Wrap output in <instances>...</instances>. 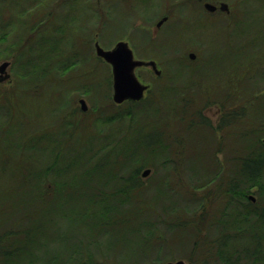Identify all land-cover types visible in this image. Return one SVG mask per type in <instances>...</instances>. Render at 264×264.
Listing matches in <instances>:
<instances>
[{
  "label": "trees",
  "instance_id": "16d2710c",
  "mask_svg": "<svg viewBox=\"0 0 264 264\" xmlns=\"http://www.w3.org/2000/svg\"><path fill=\"white\" fill-rule=\"evenodd\" d=\"M23 1L25 4L19 3ZM46 1L52 0H31L29 5H26V0H0L2 5L0 7V27L2 26L0 28V58H10L15 54L14 63H20L15 75L17 78L15 91L19 88L17 85L22 84L21 81L26 83L28 91L37 86L45 91L51 88V85H55L54 82H48V79L57 77L58 74L65 77L64 72L69 71H71L69 75L76 71L75 76L72 74L73 78L87 77L85 73H77L80 70L76 68L86 61V53L92 51L91 48L88 51L85 50L86 45L83 44V39L78 40L76 37V43L71 44V51H66L64 43L68 42V37L59 40L53 31L44 32L39 27L40 9ZM89 1L95 8L97 7L96 0ZM241 1L243 2L237 1L239 3L237 8L230 11L231 19L235 15L242 18L243 14L250 16L252 10L250 8V11L246 10L248 9L245 7L246 0ZM141 2V0H118V2L107 0L103 4V7L109 5L105 9H107L106 14L109 15L110 23L119 19V12L122 9L125 10L121 8L123 6L128 7L125 12L130 17L128 22L131 25H128L126 29L122 27L111 45L115 40L120 39L129 40L134 47L137 46V42L150 43L149 37L138 32L144 27L132 28V22L135 21L133 16L136 15V18L141 19L146 25L151 24L159 17L162 4L154 5L152 1L150 4H141ZM119 4L122 6L119 7ZM78 5L81 6V3L78 2ZM5 9L12 13L9 20L3 17ZM14 11L17 12L18 17H15ZM123 16L122 13V18ZM94 19L97 24V15H94ZM233 24L237 25L238 21H233ZM134 28L136 32L132 33ZM95 29L96 32L100 31ZM243 34L246 33L243 32ZM8 35L7 44L2 43ZM228 39L230 40L229 35ZM60 41H62V48H60ZM248 44L236 46L233 44L232 50L239 48L238 52L242 49L246 51ZM148 47L150 48L149 45ZM207 49L208 46L206 51ZM254 50L257 51L256 48ZM216 51L208 52V55H215L213 59L218 61V58L221 64L226 61L223 64V70H228L234 63L232 62L234 59L223 55L222 58L220 51ZM60 52L64 59L62 68L55 64L58 58L57 53ZM135 52L142 58H154L144 56L138 47H135ZM93 57L96 60L94 73V70L98 68L97 65L104 62L96 55ZM171 57L174 61V57ZM260 60L257 57L255 61L249 62L247 73L242 75L236 84H232V81L234 83V78L239 76L225 71L231 79V84L221 92L225 94L226 100L220 102L224 110L217 126L205 117L203 109H199L201 106L198 105L197 100H190L191 102L185 101L184 98L180 101L171 100V113L175 118L179 117L185 121L182 129L188 133L189 142L184 133L179 134L184 135L181 140L171 138L175 135L172 131L156 128L150 121L142 123L140 130L138 114L129 109L126 115L129 120L125 126L124 137L119 135V130L102 129L98 132L100 136H105L107 139L109 135L114 134L119 136V140L113 141L114 138H109L107 143L91 151L90 155L85 153L87 151H77L68 156L66 154L69 152L62 143L68 137L62 139L56 135L57 140L54 146L57 145V151L44 147L45 152L52 151L46 156L43 145L51 142V133L34 130L36 128L27 125L25 119L17 120L14 116V105L11 102L5 105L8 113L10 115L13 113V117L9 120L10 125L5 124L0 118V159H2L0 166L3 170L7 166H12L14 169L13 176L16 177L9 183L12 185V193L19 198L22 197L20 200L26 203L38 202L40 207L38 212L24 216L25 225L17 224L22 219L9 227L2 228V222L0 223V264H98L97 261L100 259L93 257L90 252H83L85 247L91 248V246L95 249H100L102 246L104 248L102 252L105 254H101L105 257L109 252L116 253L117 250L122 255H135L136 260L132 261L135 263L130 264H165L171 262L175 251L182 248L186 254L180 258L186 259L189 264H264V88L261 85L264 74L260 75V69L257 71L252 67L258 65ZM214 62L210 60L206 63L211 65ZM237 62L241 65V61L236 59L235 63ZM192 77H186L183 80L191 78L187 84L198 83L200 87L205 85L199 78ZM44 79L49 84L39 86V80ZM171 79L178 81L179 76L171 77ZM111 83L109 82L110 86ZM90 87H92L90 84L84 85L74 88L75 91L70 87L68 92L70 90L72 92L66 94L65 86H62L50 99L65 102L66 95L74 96L75 92L81 93L82 89L86 92V89ZM111 89L112 86L106 96H111ZM36 90L34 92L38 93ZM186 90L187 88L183 86L176 93L180 91L178 95L183 96ZM170 93L166 90L162 92L165 98ZM191 94L197 93L191 92ZM232 94H236L238 98L234 99ZM197 95L203 96L200 92ZM57 96L62 97L59 99ZM108 102L113 106L110 99ZM227 102L231 103L230 105H236L235 108H227ZM130 104L139 103L130 102ZM124 118V113L119 112L115 117L108 118L101 114L96 119L103 120L107 125ZM25 125L27 134L23 138L16 131ZM145 126L146 128L151 126L153 132L149 134L143 131ZM168 127L167 125L166 128ZM196 131L203 133L197 135ZM210 131L214 136L209 133ZM216 131L223 133L221 138L219 137V142ZM45 134H47V141L43 144L41 136ZM197 137L201 143L205 144L204 148H200V152L197 149ZM188 143L192 146H190L191 153L186 158L185 148ZM220 152L223 153L221 161L216 157ZM87 155L88 157L85 158ZM183 158L186 161L189 160L185 166L186 169L183 170L189 174L188 179L182 182L185 193L176 189V185L179 186V180L176 177L171 178L172 172L178 171L179 165H182ZM172 164L175 165V169L171 167ZM169 165L170 167H167ZM163 167L167 170V176L164 174L157 180L153 179L157 170ZM146 169H152L154 174L151 175L149 182L142 176V172ZM167 177L171 179L168 180ZM17 180L21 181L19 185L17 184L18 186H15ZM172 180H174L173 183ZM47 181H49L48 188L45 187ZM41 182L46 183L45 186ZM198 193H200L199 196ZM250 196H253L255 200H252ZM79 198H83L82 208H79L81 211L74 209L76 219H72L67 207L71 200H74L77 206L76 202ZM56 199L59 201L60 209L65 207V210L61 209V212L58 208L60 212L58 216L69 221L72 219V221L81 222L83 229L76 232L65 231L66 233L62 236L53 235L48 231V225L59 226V220L52 215H45L43 218L42 214L47 208L49 210L52 207L55 208L51 204ZM39 215L42 221H39ZM192 225L197 226L196 229L193 230ZM209 227L214 228L212 238L203 237L202 230H209ZM163 229L170 234V237H174L159 244L160 240L157 242V238L163 233ZM84 239L89 241L87 245L82 244ZM58 240L61 244L68 240L72 243L69 247L53 248ZM172 241L173 244H171ZM92 260L95 261L92 262Z\"/></svg>",
  "mask_w": 264,
  "mask_h": 264
},
{
  "label": "rangeland",
  "instance_id": "374dc122",
  "mask_svg": "<svg viewBox=\"0 0 264 264\" xmlns=\"http://www.w3.org/2000/svg\"><path fill=\"white\" fill-rule=\"evenodd\" d=\"M118 2V0H116ZM141 4H150L157 3L162 4L160 11H159V17L156 18L151 24H144L141 19H137L136 15L133 16V19L135 21L132 22V28L133 27H144L145 29H148V31L143 30L144 34H149L150 40H152V44L150 45V48H142L140 51L143 53L144 56H153L154 60L157 59L159 63H162L165 65V68L168 69L171 65L169 63L170 55L174 57V63H184L188 64L189 62H193L192 59L188 57L189 52H194L197 55V59L188 67H192L193 69H201L200 73L198 71L197 74H194L192 78H199L201 80V83H205L204 86H201L197 83V88H195L196 93L203 94L205 97L202 99V101L197 102L198 105L201 107L199 109H203L205 117L209 118L211 123L213 125H217L218 121L221 118V114L223 113V107L220 102L223 100H226L225 94L221 93L223 90L227 89L226 86L231 84V79H229V76H227L226 72H229L231 74H236L237 78H234V83L232 81V84H236V82L247 73V69L249 66V62H253L256 60V58H260V63L258 65L252 66L253 69H260L259 74H264V0H246V10L250 11L249 8L252 10L250 13V16L247 14H243L242 17H235L233 19L230 18V11L237 8V5L239 2H243L241 0H214L209 3H213L217 6L216 12H209L203 7V0H141ZM200 1V2H199ZM205 2V1H204ZM208 2V1H207ZM5 3V2H2ZM20 4H25V2H19ZM31 3V0H26V5H29ZM221 3L228 4L229 13H226L224 11H221L219 9V5ZM103 4H105L104 0H99V6L97 7L103 8ZM118 4V3H116ZM114 5V3H113ZM122 5L119 4V7ZM2 7V5H0ZM80 8L82 6H79ZM96 7V8H97ZM121 8H124L125 10L128 8L127 6H123ZM6 12L3 13V17L6 20H9L11 18V11L8 9H5ZM8 10V11H7ZM125 10L122 9L121 12H119V19L115 20L114 22L110 23V30L105 31L109 32V34L101 33L100 37L96 39L100 45L105 48L109 49L111 48L115 42L118 40H115L114 43L111 45L112 40L115 39L117 35H119V30H121L122 27L125 29L128 25H131L128 21L130 17L125 12ZM15 17H18L17 12H13ZM122 13L124 14L122 18ZM131 13H133V10H131ZM42 14V8L40 9V15ZM166 15L167 20L162 24V26L157 28L156 23L164 16ZM96 21V20H95ZM233 21H238L237 25L233 24ZM99 23V18H98ZM97 23V24H98ZM126 24V25H125ZM101 26V23L100 25ZM2 27V26H1ZM0 27V28H1ZM239 27V28H238ZM131 28V27H130ZM135 28L134 31L135 32ZM98 30V29H97ZM247 30V32H246ZM239 31V32H237ZM132 32V33H133ZM245 32L246 34H243ZM105 35V36H104ZM228 35L230 37V40L228 39ZM76 37L78 40H82L84 38L83 33L79 31H72L68 36V42L64 43V49L66 51H71V44L76 43ZM153 37L154 39H152ZM9 38V35L7 39L3 40L2 43L7 44V40ZM128 41V40H126ZM180 45V48L178 50V53L170 54L169 49H165L163 47L166 46H172L171 43ZM248 42H252L249 43ZM241 45V44H248V47H246V51L243 49L238 52L239 48L232 50V45ZM228 45V46H227ZM91 46L93 47V43H91ZM109 46V47H108ZM111 46V47H110ZM206 46H208V49L206 51ZM227 48L225 49V47ZM234 46V47H235ZM170 48V47H169ZM256 48L257 51L254 50ZM220 51L219 54H221V57L223 58L227 56L230 58H233L234 62L237 60L241 61L240 63H233L230 65L228 70H223V67L226 63L224 61L223 64L220 63L221 60L217 58L218 61H215L213 59L212 55H208V52H214V51ZM226 50L232 51L227 52ZM148 51L147 53H145ZM216 51V52H217ZM224 51V52H223ZM244 51V52H243ZM254 51L256 53H254ZM234 52V53H233ZM247 52V53H245ZM245 53V54H244ZM95 55L94 49L92 51H88L86 53V61L83 62L81 65H79L78 68L80 71L77 73L83 74L85 73L87 77L83 78H77L74 77L76 74V71L72 72V74L69 75L71 71L68 73L64 72L62 77L61 75L54 76L51 79H48V82L52 83L54 82L55 85H51V88H47L45 91H42L40 87L31 88V90H26V83L21 81L22 84L17 85L19 88L17 91H15L17 78H16V70L19 68L20 63H14L15 54L10 58H0V64L9 61L10 66L8 68V73L10 74V79L0 82V118L5 123L10 125L9 120L13 117L8 113L5 105L8 103H12L14 105V116L17 120L25 119L26 124L30 125L32 128H36L34 130H43L44 133H51V143H47L46 145H43V150L45 148H50L51 150L57 151V145L54 146V143H56L57 136L59 138H66L67 136L64 135L65 131H62L64 128L61 127V116L64 112V107L66 103L61 102L57 103L55 100H51L50 98H53L57 92L58 88L65 86L66 94L69 93L68 89L70 87L74 88H80L84 85L90 84V88L86 89V92H83L82 89L81 93L75 92L74 98L77 97H83L88 105V109H90V112L88 113V118L91 120L89 124L85 122L84 124L76 123L75 126H66V128H69L71 130H74V135L72 139L76 141V145L72 148L68 145H64L66 151L69 152L70 155L73 152L77 151H87L88 155L91 154V151H95L102 147L103 143H107V140H110L109 138H114L113 141L119 140V136H114V134L109 135V138L105 136H100L98 132H100L102 129H106L108 131H118L119 135L124 137L125 135V126L128 124V120L126 116L127 112L130 110L136 112L139 116V122H138V128L141 130L142 123H147L150 121L152 124L155 125V127L164 128L163 130L166 131H172L171 138H178L183 139L184 135L187 141L189 142L190 138L188 136V133H186V130L182 129V126L184 124V120H181V118L177 117L175 118L172 113V105H170L171 100L170 97H164L162 92L163 89L161 88V84H168L170 81H168L169 76H165L163 81L155 80V77H153L151 74H149L147 71L138 70L136 71L138 77L144 81V82H151L153 83V89L152 92H150L149 96H145V98L137 103V105H131L130 102H127L124 104L123 108L120 105H116L114 102H111L114 106H111L109 101V96H106V94L109 93L110 84L112 81V70L111 67H109L105 63H99L97 66L98 68L96 71L93 68L96 66V60L93 57ZM136 55V53H135ZM208 55V56H207ZM223 55V56H222ZM139 56V55H138ZM248 57V58H247ZM141 58V56H140ZM243 58V59H242ZM148 59H151L148 58ZM147 59V60H148ZM61 60H64L63 58ZM156 60V61H157ZM210 60H213V64H207L206 62H209ZM238 64V65H237ZM207 67V68H206ZM203 69V71H202ZM72 70V69H69ZM251 73H253V70H251ZM197 75V76H196ZM199 75V76H198ZM202 76V77H201ZM183 80V79H182ZM10 81V82H9ZM57 81V82H56ZM46 83L45 85L49 84ZM175 82V81H174ZM162 84V85H163ZM183 84V83H182ZM182 84H177V86H181ZM44 85V86H45ZM264 88V80L263 83ZM260 85V86H261ZM239 86V85H238ZM225 87V88H224ZM200 88L204 91L200 90ZM208 88V89H207ZM37 89L38 93H35L34 90ZM206 89V90H205ZM237 89V88H236ZM235 89V91H236ZM75 91V89H74ZM202 91V92H201ZM11 92L13 94H11ZM264 92V90H263ZM42 95H41V94ZM90 93V95H88ZM237 94V93H236ZM232 94L231 96L236 99L237 95ZM147 95V94H146ZM228 95V94H227ZM12 97V98H11ZM230 98V97H229ZM238 98V97H237ZM206 99H209V101L204 102ZM231 99V98H230ZM234 99H231L234 101ZM149 100V101H147ZM167 100V101H165ZM170 100V101H168ZM63 101V100H62ZM165 101V102H163ZM173 101V100H172ZM215 101H218V103H215ZM228 101V100H227ZM73 102V101H72ZM231 103L227 102V108H235L236 105H230ZM170 105V107H169ZM121 107V108H119ZM222 109H221V108ZM159 110V112H158ZM119 112L124 113L125 118L124 120H118L114 121L113 123H108L107 125L103 122V120L96 119L101 114H103L105 117H115L118 115ZM158 112V115H156ZM132 117V116H130ZM144 117V118H143ZM14 119V118H13ZM167 125L169 126L168 128ZM215 125V126H216ZM26 125L20 127V129L16 131V133L20 134L23 138L26 136L27 132L25 131ZM16 129V128H14ZM153 128H146L144 127L143 131L146 133H151ZM31 131V130H29ZM184 133V135H179ZM202 131H196L197 135H201ZM209 133L212 134L210 131ZM216 138L219 142V137L221 138V134L223 133L216 131ZM213 135V134H212ZM17 136V135H16ZM214 136V135H213ZM198 138V137H197ZM31 140V139H30ZM102 140V141H101ZM212 140V138H211ZM86 141L87 144L85 143ZM84 142V143H83ZM141 143V142H140ZM138 143L140 149H142V146ZM197 149L200 152L201 147H205L204 143H201V140L198 138L196 140ZM191 143H188V145L185 148L186 158L191 153L190 149ZM45 147V148H44ZM94 147V148H93ZM93 148V149H91ZM91 149V150H90ZM51 150H44V153L46 156L50 154ZM139 150V149H138ZM143 150V149H142ZM85 155V154H84ZM85 156L86 157H88ZM185 156V154L183 155ZM219 161L223 159V153H218L216 155ZM50 159L49 157H47ZM0 159V163H1ZM182 160V165H179L178 171H173V177L172 179H175L176 177L179 180V186L176 185V189L182 193H185L183 183L184 180L188 179V173L186 171L183 172V170L186 169V165L188 164L189 160L186 161L185 158ZM44 161H46V158H44ZM47 163V162H45ZM3 164V163H2ZM199 166V165H198ZM167 167H170L167 166ZM172 168L175 169V165H171ZM150 174H148L145 178L146 181L150 180L151 175L153 174L152 169H150ZM201 170V168H200ZM14 169L12 166H7L5 170H3L0 166V223L2 222V228L3 227H9L11 225H15L16 222L20 219H22L20 222H18V225H25L26 221L24 220V216L26 214H32L35 211L38 212L40 207V203L38 202H32L31 204L26 203L24 201H21L22 197H18L17 195L13 194L11 191L12 185L9 184L11 181L16 177L13 176ZM144 172V171H143ZM142 172V174H143ZM167 170L165 167L159 168L156 172V174L153 176V179H158L159 177L163 176L164 174L167 176ZM184 173V176L182 174ZM187 174V175H186ZM20 175V174H19ZM191 176V175H190ZM155 177V178H154ZM20 178V176H19ZM169 178V179H171ZM53 179V178H52ZM168 179V177H167ZM168 179V180H169ZM182 179V180H181ZM48 180V179H47ZM21 180H17L16 185L18 186ZM149 182V181H148ZM174 180H172V183ZM42 183V182H41ZM47 183V184H46ZM45 184L42 183L46 188L49 186V181H47ZM18 184V185H17ZM40 189V187H39ZM41 189L43 187L41 186ZM200 193H198L199 196ZM83 198H79L77 203V206H75V201L71 200L70 205H68V209L71 212L72 219H76V215L74 214V209L76 211H81L79 208L81 207ZM18 205V206H17ZM55 208L53 207L49 210H44L42 217L45 218V215H52L54 218H57L59 220V226L56 224L53 226L48 225V231L52 233L53 235L60 234L62 236L63 233H66L65 231L74 230V232L83 229L81 222L75 221H69L65 218L59 217V213L61 212V209L65 210V207L61 208L59 207V201L56 199L53 204ZM57 208V210H55ZM58 208L60 209V212L58 211ZM41 215H39V221H42ZM182 218H186V216H182ZM189 221V220H188ZM59 227V229H58ZM197 226H193V230L196 229ZM213 227H209V230H202V236H207L208 238H212L213 235ZM162 234H159V239L157 238V242L160 240L159 244L165 243L169 240H171L174 236L170 237V234L163 229ZM105 241V240H104ZM88 240H83L84 245L88 244ZM70 240H68L65 243L58 242L54 244L53 248H62V246L69 247ZM169 243V242H168ZM174 242L172 241L171 244ZM79 244V243H78ZM104 244V243H101ZM158 244V243H157ZM176 246V245H175ZM56 250V249H55ZM62 250V249H61ZM88 250V251H87ZM167 250V249H166ZM169 250V249H168ZM104 251V248L95 249L94 246H91V248L85 247L83 252L87 253L90 252L93 257L96 259H100L97 261L98 264H130L132 261L136 260L135 255H122L120 254L119 250L111 251L107 254L106 257L103 256L101 253ZM173 252V250H172ZM185 251L182 248V250L175 251L174 258L171 262H177L179 260H183L186 263V259L180 258V256L185 255ZM66 255V253L64 254ZM85 256V254L83 255ZM150 260V259H149ZM95 260H92L94 262ZM169 261V260H168ZM135 263V262H132ZM189 264V263H188Z\"/></svg>",
  "mask_w": 264,
  "mask_h": 264
},
{
  "label": "flooded vegetation",
  "instance_id": "af4514ba",
  "mask_svg": "<svg viewBox=\"0 0 264 264\" xmlns=\"http://www.w3.org/2000/svg\"><path fill=\"white\" fill-rule=\"evenodd\" d=\"M75 2L71 1H67V0H52V1H46L44 2V4L42 5V14L40 15V26L41 29L46 32V31H53L54 35L56 38H58L59 40L61 39H65V37H68L69 34L74 30V31H79L81 33H83V44L86 45V47L84 46L85 50L88 51L89 48L94 49L95 51V42L97 41L96 39H98L101 35V33H105V34H109V32H105V31H109L110 30V20H109V15L106 14L107 9H105V7H108L107 5H104L103 8H95V6L93 5V3H89V0H74ZM78 2L81 3V8L78 5ZM97 5L99 6V0H96ZM107 2V0L105 1V3ZM200 2V1H199ZM203 3V7L204 4L206 2H202ZM213 4V3H212ZM217 11V10H216ZM215 11V12H216ZM109 12V11H108ZM214 13V12H213ZM94 15L99 18V23L95 24V19H94ZM166 17V15H164L162 18ZM161 18V19H162ZM160 19V20H161ZM159 20V21H160ZM159 21L156 23L157 28L160 29V27L162 26H158ZM101 23V26H99ZM100 29L99 32H96V29ZM140 28V27H138ZM144 32L148 31V29L143 28ZM143 30L139 29V33L141 35H143ZM134 30H132L131 32H133ZM136 32V30H135ZM105 36V35H104ZM143 36L148 37L149 34H144ZM152 39H154L153 37H151ZM120 40H127V39H120ZM118 40V41H120ZM117 41V42H118ZM115 42V44L117 43ZM131 48L134 50L135 52V47H138V49H142L145 47H148V45L150 46L152 44V40L150 41L149 44H146L144 41L141 42H137V46H133L132 43L128 40ZM91 43H93V47L91 46ZM115 44L109 48L112 49ZM60 48H62V41H60ZM172 46H166L164 47L163 50L165 49H169V53L170 54H175L178 53V50L180 48V45L174 44L173 42L171 43ZM170 47V48H169ZM193 53L196 55V53L194 52H189L188 57L190 58V54ZM136 58L138 59H143V60H147L148 58H140V56L137 55L136 53ZM57 57L55 64L59 67L62 68V53H57ZM170 62L171 65L168 66L169 68L166 69L165 65L162 63H159L157 59H148V60H154L156 61L159 70L161 71V74H155L151 68L149 67H141L138 68L136 71L138 72V70H142V71H147L149 74H151L153 77H155V80L158 81H163L164 80V76H169L168 77V81H170V83L168 84H161V88L163 90H166L168 92H171L170 95H168V97H170V100H176V101H180V99H185V101L187 102H191L190 100H197L198 102L202 101V99H204V95H193L191 94V92H196L195 88H197V84L195 85H191L190 83L187 84L191 78L186 79V81L182 80L186 77H191V76H195L194 74H197L198 71L200 72L201 69H193L192 67H188L190 66L196 59H197V55L195 57V59H193V62H189L188 64H184V63H174L173 62V58L170 55ZM191 59V58H190ZM58 61V62H57ZM105 63V62H104ZM107 64V63H105ZM55 65V66H56ZM109 67H111L109 64H107ZM198 70V71H197ZM175 76H179L178 81H176L175 79H171L174 78ZM197 76V75H196ZM140 79V78H139ZM140 81H142L140 79ZM175 81V82H174ZM184 81V82H183ZM10 82V81H9ZM38 82V81H37ZM144 84L150 85V89L146 92V96L148 97L150 92H152L153 89V83L149 82H144L142 81ZM47 83V80H39V86H44ZM182 84L181 86H177V84ZM112 84V83H111ZM112 86V85H111ZM185 86L187 88L186 90V94L181 96L180 94L178 95L177 90H179L181 87ZM193 87V88H192ZM38 92V90H36ZM69 92H72V90H70ZM112 95H113V89H111V96L109 97L111 102H113L112 100ZM59 99H61L62 96H57ZM67 98L64 101L62 100H55V102L57 103H61L64 102L66 103L65 107H64V112L63 115L61 116V127L64 128L62 131H65L64 135L68 137V139L63 140L62 143L63 145H68L69 148L70 147H74L76 144V141H74L72 139L73 135H74V130H71L69 128H66V126H75L76 123L79 124H84L85 122H87L89 124V122L91 121L88 118V113L90 112V109H88L87 111H83L82 110V105L80 104V100L84 99L83 97H77L75 99L73 95H66ZM69 98V100H68ZM85 100V99H84ZM73 101V102H72ZM86 101V100H85ZM209 101V99H206L204 102ZM127 102H133V101H126L123 104H121L120 106L123 108L124 104ZM87 103V102H86ZM114 106V105H113ZM119 107V108H121ZM222 116V114H221ZM221 120V118H220ZM219 120V121H220ZM218 121V122H219ZM216 125V123H215ZM217 126V125H216ZM47 134L41 136V142L43 144H45V142L47 141L46 138ZM88 141H86L85 143L87 144ZM84 143V142H83ZM60 144V143H59Z\"/></svg>",
  "mask_w": 264,
  "mask_h": 264
},
{
  "label": "water",
  "instance_id": "95a60500",
  "mask_svg": "<svg viewBox=\"0 0 264 264\" xmlns=\"http://www.w3.org/2000/svg\"><path fill=\"white\" fill-rule=\"evenodd\" d=\"M204 8L209 12H215L218 8L216 5L206 2ZM219 9L229 13L228 4L221 3ZM167 17L162 18L158 26L164 24ZM95 55L103 62L109 64L112 70V100L116 105H121L126 101L139 102L146 96V92L150 89V85L140 81L136 70L141 67H149L155 74H161L156 61L138 59L135 56L134 50L131 48L128 41H118L112 49L103 48L98 41L95 42ZM196 55L191 53L190 58L195 59ZM9 61L0 64V82L10 79L8 68ZM82 110L87 111L88 105L84 99L80 100ZM150 169L144 170L142 176L146 177L150 174ZM255 200L253 196H250ZM165 264H188L183 260L177 262H167Z\"/></svg>",
  "mask_w": 264,
  "mask_h": 264
}]
</instances>
